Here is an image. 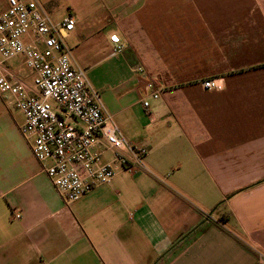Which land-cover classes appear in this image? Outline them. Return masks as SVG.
I'll return each mask as SVG.
<instances>
[{
  "label": "crops",
  "instance_id": "1",
  "mask_svg": "<svg viewBox=\"0 0 264 264\" xmlns=\"http://www.w3.org/2000/svg\"><path fill=\"white\" fill-rule=\"evenodd\" d=\"M35 1L75 18L73 62L148 152L66 203L0 96V264H264V0Z\"/></svg>",
  "mask_w": 264,
  "mask_h": 264
},
{
  "label": "built area",
  "instance_id": "2",
  "mask_svg": "<svg viewBox=\"0 0 264 264\" xmlns=\"http://www.w3.org/2000/svg\"><path fill=\"white\" fill-rule=\"evenodd\" d=\"M7 2L0 14V96L23 114L21 134L59 195L66 203L76 202L110 185L119 170L132 172L133 162H141L148 150L125 138L87 70L73 62L67 38L75 18L56 22L35 0ZM110 42L113 55L124 49L118 34ZM15 59L32 72L33 86L10 66ZM200 85L218 89L216 79ZM146 89L141 103L151 118L150 100L159 99L160 91L153 82ZM12 216L22 218L17 211Z\"/></svg>",
  "mask_w": 264,
  "mask_h": 264
},
{
  "label": "rangeland",
  "instance_id": "3",
  "mask_svg": "<svg viewBox=\"0 0 264 264\" xmlns=\"http://www.w3.org/2000/svg\"><path fill=\"white\" fill-rule=\"evenodd\" d=\"M77 35V34H76ZM78 41L79 40H75V33L74 34H70V37H69V41H68V44L70 47H73L74 49V53L73 55H75V51L76 50H80V49H83L84 47H80V45H78ZM76 43V44H75ZM85 50V48H84ZM76 61L81 65V67H83L84 69L85 68V65H87L83 59H79V57H75ZM10 66L12 68H14L16 71H19L20 74L25 78L26 80V83L30 86H33V75H32V72L23 64L22 60L21 59H15V60H12L9 62ZM88 76V74H87ZM145 135H146V131H145ZM146 137H148V134L146 135ZM123 171V169H122ZM121 172V170H119L117 173H116V176L119 175ZM211 213V211L209 212ZM217 214L214 215V217H216ZM260 251H262L260 249Z\"/></svg>",
  "mask_w": 264,
  "mask_h": 264
},
{
  "label": "snow or ice",
  "instance_id": "4",
  "mask_svg": "<svg viewBox=\"0 0 264 264\" xmlns=\"http://www.w3.org/2000/svg\"><path fill=\"white\" fill-rule=\"evenodd\" d=\"M114 39H115V37H114Z\"/></svg>",
  "mask_w": 264,
  "mask_h": 264
}]
</instances>
